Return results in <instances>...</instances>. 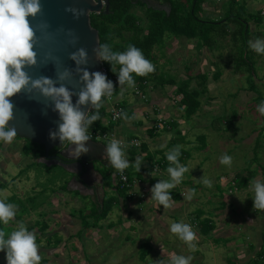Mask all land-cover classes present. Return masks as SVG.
I'll list each match as a JSON object with an SVG mask.
<instances>
[{"label": "rangeland", "instance_id": "1", "mask_svg": "<svg viewBox=\"0 0 264 264\" xmlns=\"http://www.w3.org/2000/svg\"><path fill=\"white\" fill-rule=\"evenodd\" d=\"M261 1H247L246 10L237 6L230 10V2L211 0L203 6V11L198 17L204 23L215 20L216 16L211 11L221 18H226L229 12L235 18L246 17L248 23L252 21L250 28L251 33H254L252 40L264 39V23L257 25V21L250 18L251 15L260 13L264 19V9L258 10ZM134 12L143 17L147 13L144 8H136ZM226 22L229 29L224 37L220 25L202 23L199 24L197 32L208 42L167 34L162 41L163 44L157 46L155 51L162 77L173 80L178 86L199 72L208 73L207 93L200 97L201 107L191 118H187L186 106L181 105V97L174 95L177 91L176 84H150V88L154 87L158 96L156 98H161V102L165 104L167 108L165 111L175 114L174 119L178 123L177 128L163 132L161 139L155 138L150 145L153 150L156 148L159 149L157 151L164 153L180 145L181 150L189 154L190 157L186 161L180 162L189 169L180 185L184 194L191 193L193 187L197 188L192 199L187 200L182 195V200L174 202L173 206L165 211L162 205L158 206L149 200L151 191L142 187L139 190H143L142 194L146 195L143 204H139L136 199L131 202L126 199L123 204L125 206H114L108 218L101 220L99 226L85 230L79 235L77 233L81 230L83 216H88L94 208L91 201L88 199L86 201L83 195H70L69 192H62L59 189L60 175L67 180L69 175L57 166L48 172L36 164L27 169L23 162L22 182L20 181L21 184L16 187V191L25 190L27 197H31V201L26 198L23 201L29 209L33 206L43 207L33 214L39 219L40 226L45 222L48 226L46 230H52L51 233L35 234L41 261H45L40 264H156L161 259L168 260L172 254L191 256V264H229L231 260L236 264V255L244 247L247 256L243 257L256 259L254 253L255 251L257 253L264 243V212L254 210L253 193L248 187L240 189L237 180L233 182V178L236 174L247 175L248 170L257 169L255 179L264 183V121L257 112V106L264 101V56L256 54L249 48L248 43L246 44L250 34L248 37L234 40V33L239 25L229 20ZM133 36L125 32L121 38L116 37L113 42L118 45L125 44ZM241 57L248 59L245 63L242 62L244 59L241 60V70L236 72L235 67L238 69L237 62ZM217 71L221 72L219 79L215 77ZM196 82L193 81L192 84ZM127 89L129 94H126L124 100L127 103L139 102L136 100L134 89ZM136 116L142 118L138 109ZM142 121L146 123V120ZM114 131L118 138L123 139L117 130ZM182 136L185 137L183 140ZM200 136L205 138L200 139ZM16 141L13 146L20 147L22 143L18 139ZM171 142L173 147L170 146ZM225 154L232 157L231 167L220 163V157ZM21 155L25 160L22 152ZM255 157H258V161H254ZM29 159L30 163H33L31 156ZM9 168L12 175L19 172L14 163ZM94 168L98 171L99 164L96 163ZM101 169L107 177L104 181L105 193L116 196L113 184L117 181L113 174L110 175V171L107 172L103 167ZM204 175L211 181V187L201 182L200 179ZM165 179H168V174ZM39 183L43 190H47L46 195L37 192ZM12 188L13 186L4 194L14 192ZM32 189L37 193L29 196ZM53 190H56V197L59 198L56 200L57 210H53L54 201L49 198ZM14 196L18 200L22 198L16 194ZM222 203L225 204V208L221 207ZM62 212H66L76 224L69 226L68 229L62 221L50 219L51 215ZM197 212H203L202 220L210 219L216 225L210 233L211 236L204 235L194 224ZM23 214L25 211L18 215ZM41 216L42 219L39 218ZM96 218H90L85 222L93 223ZM181 221L191 225L196 233V240L193 242L195 247L191 250L170 232L171 223ZM111 225L113 227L110 228ZM12 227L4 226V230L11 232ZM71 237L76 241L73 242ZM242 238L245 242L242 246H237ZM229 240L230 243L233 240L236 243L230 245L227 243ZM251 243L255 246L253 251L250 248ZM145 244L150 246L151 251L142 258ZM52 252L55 253L51 254Z\"/></svg>", "mask_w": 264, "mask_h": 264}, {"label": "clouds", "instance_id": "2", "mask_svg": "<svg viewBox=\"0 0 264 264\" xmlns=\"http://www.w3.org/2000/svg\"><path fill=\"white\" fill-rule=\"evenodd\" d=\"M65 11L77 20L88 15L89 12L73 7L66 8ZM43 15L42 0H0V142L10 144L18 135L13 123L9 126L15 119L16 109L11 98L23 94L30 100L40 103L37 98L42 97L47 102L44 105V114L47 115V109L51 108L52 112L59 115L58 130L50 131V139L53 141L59 139L64 146H74L69 154L73 158H79L90 150L86 147V143L91 140L88 130L101 119L100 109L104 107L105 98H112L115 92L114 84L104 73L87 70L90 56L84 47L69 53L68 58L75 62V69L64 67L62 62L58 67L59 58L54 60L51 55L46 58L43 66L49 62L56 66L55 80L44 75L36 77L30 75V69L41 66L37 51L41 42L40 34H50L51 25L46 21L33 23ZM60 31L65 30L60 29ZM67 35L71 37L69 43L75 46L79 39L76 33L68 29ZM248 45L256 54L264 56V39L249 40ZM92 54L97 61L111 65V71L118 77L121 94L125 87H135L134 74L145 77L155 71V66L145 58L139 48L132 44L128 45L126 51L119 52L114 51L109 43H100L98 40L97 45L92 49ZM73 96L77 97L75 104ZM88 106L94 111L86 114L83 108ZM257 112L264 116V101L257 106ZM119 117L125 121L135 119L125 112L119 113L117 118ZM104 145H106L104 157L115 170L113 175L118 173L124 178L125 170L130 167L125 152L128 145L116 138H111ZM180 155V145L174 146L165 153L168 161L166 169L168 179L159 180L150 190L152 193L150 201H154L158 206L162 205L165 211L174 203L171 190L182 182L185 173L189 171L187 166L180 163ZM220 163L231 167L232 157L227 154L222 155ZM132 166L140 172L142 158L138 157ZM157 171L158 169L151 175L154 177ZM200 180L204 185L211 187V181L205 175ZM248 189L253 193L254 210L264 212V183L257 179L250 180ZM181 194L185 199L191 200L195 192L193 190L189 194ZM15 216L16 205L0 200V224L8 226ZM170 232L190 250L195 247L193 242L196 240V233L191 225L182 221L173 222L170 225ZM0 252L6 253L7 264H40L41 260L36 235L29 231L22 221L18 222L15 230L10 233L0 228ZM191 260V256L172 254L168 260L161 259L156 264H191Z\"/></svg>", "mask_w": 264, "mask_h": 264}, {"label": "trees", "instance_id": "3", "mask_svg": "<svg viewBox=\"0 0 264 264\" xmlns=\"http://www.w3.org/2000/svg\"><path fill=\"white\" fill-rule=\"evenodd\" d=\"M110 1V10L109 13H101V14H92V25L95 27L100 34L101 43H109L114 51L124 52L126 51L129 44L134 45L135 47L139 48L146 59H148L154 66L155 71L145 77H139L135 76L134 74V80H135V87H138L146 96L148 95L150 84L154 83L157 84H176L177 91L174 93L175 96L181 97V105L186 106V115L187 118H191L201 107L200 97L205 95L207 93V79H208V73H202L199 72L195 77H189L187 80L183 81L182 84L179 86L176 82L173 80H167L162 77L160 74V66L158 65L157 61V55L155 53L156 47L163 44V40L165 39V36L167 34L174 35L176 37L181 38H187L189 40H203L208 42V40H204L202 37H200V34L197 32L199 29V24L202 25V22L198 14L203 11V6L207 4L211 0H192V2H186L184 0H164V2L169 5V10H158L154 7H149L145 5L144 2L136 3L134 0H109ZM243 8V10H246L245 3L238 0H231L230 1V7L234 9L235 7ZM136 8H144L146 14L145 16L137 15L134 13L133 10ZM232 13H228L226 15V18L222 20L219 19L218 22L216 20H212L210 22H206L204 24L208 25H220L222 28V36L224 37V34L227 33L229 27L227 25L226 20H229L233 23H238L239 28L237 31H235L234 40H238L239 37H248L249 30H247L248 22L246 20V17H240L235 18L231 15ZM261 14L258 13L257 16L253 17L254 19H261ZM235 18V20L233 19ZM143 24H142V21ZM132 34L134 35L130 40L127 41L125 44H115L113 40H115L116 37L121 38L124 33ZM204 42V44H207ZM247 44V40H246ZM243 63L246 62L248 59L246 58H240V61L237 62L239 64L238 69L235 67L236 72H240L241 70V60ZM241 62V63H240ZM107 67L111 71V65L107 63ZM119 67V66H117ZM253 68V67H251ZM221 72H216L215 77L219 79ZM255 75V73H254ZM193 81H197L195 84H192ZM133 87V88H135ZM121 94V91L119 88L116 89V95L119 96ZM173 95V96H174ZM261 97H259L260 99ZM261 100V99H260ZM120 104L124 108V112L128 114V116H134L136 117V111L135 109H129L128 105L125 101H120ZM94 111V110H91ZM100 116L101 119L96 121L95 124L91 127H93V131H101V132H107L113 130L115 125H118L114 123H110L108 125H105L106 121L108 120L109 113L106 105L100 109ZM264 121V116H261ZM178 123H169V127L164 128L163 132H168L173 130V128H177ZM264 131V129H263ZM161 132L157 131L156 128H152L150 130V136H156V133ZM179 132V131H178ZM179 134V133H178ZM18 139H22L20 137H17ZM185 138L184 136L181 137V140ZM201 138H205L204 136H200ZM138 139L135 136H132L130 139ZM27 144L23 150V154L26 156H31L33 160V163H31L28 168H31L30 166L33 165H39L44 167L48 172L49 170H54L56 166L54 167H47L45 164L38 163L37 160L44 156L45 150L42 145H39L37 143H34L28 139H24ZM140 140V139H139ZM177 140V139H175ZM180 141V140H179ZM141 142V140H140ZM174 142V141H172ZM172 142L170 143V146L172 145ZM259 143V142H258ZM106 144V143H105ZM173 147V145L171 146ZM170 147V148H171ZM203 147V146H202ZM204 148H206L204 144ZM200 149V148H199ZM142 151H147L148 154L144 157H142L143 162L145 164H148L147 167L144 168V166L141 167L140 172L136 171L133 163V159L136 158V156L139 153H142ZM256 153V152H255ZM189 154L181 150V155L179 157L180 162L186 161L189 158ZM126 158L130 162V167L125 170V174L128 178V183L124 184L121 183L118 177V173L113 175V178L117 181L114 185V190L117 192L116 196H110L108 194H104L103 197V204L100 202L95 203L93 206L94 208L91 210L90 214L88 216H83V222L81 225V230L78 232V234H82L83 231L89 230L93 227L99 226V222L101 220H105L108 218V215L110 214L112 208L114 206H119L121 204V201L128 200L129 202L136 199L139 201V204H143V201L145 200V194H143L136 191L134 194V185L136 182H154L157 183L160 179L157 175L154 177L151 175V173L157 168L160 169L161 172L166 171L168 167V161L166 159L164 151H156L154 153L149 152L147 147L143 145L141 142L139 147L133 146L129 147L126 153ZM254 161H258V157L254 158ZM58 168L65 171L63 168L57 166ZM50 168V169H49ZM107 169V172L110 171V175L115 172L113 168L105 167V170ZM264 169V168H263ZM159 170V171H160ZM104 172V171H103ZM150 172V173H149ZM143 173H147L148 177L146 175L144 176ZM106 174V173H105ZM103 173L104 181L106 180V175ZM257 174V169L255 170H248L247 175H240L236 174V176L233 178V182L237 180V183L239 185V188H246L248 187V183L250 180L255 179ZM61 177V186L59 187L60 190L63 192L68 191L67 183L68 180L66 177ZM236 179V180H235ZM51 182V181H50ZM109 184H111V181H109ZM236 185V184H235ZM237 186V185H236ZM238 187V186H237ZM197 188L193 187L192 190L196 191ZM182 187L181 185H177V187L173 190H171V195L173 197L174 202H179L182 200ZM143 191V190H142ZM177 191V192H176ZM73 195H79L78 192H72ZM141 194V195H140ZM80 196V195H79ZM6 203H10L7 201ZM222 208H225V204L222 203ZM203 212H197L196 216L194 218V224L197 226V228L202 231V233L206 236H211V232L216 228V225L211 221L210 219H201L203 216ZM97 217L95 219V222H85L88 221V219ZM47 224L44 226H41V233L46 232ZM113 227V225L110 226V228ZM0 228L4 229V225L0 224ZM10 233V232H6ZM49 239V238H48ZM243 240V239H241ZM263 240H264V233H263ZM244 241V240H243ZM41 244V241H39ZM251 250L253 251L255 249V246L251 243L250 246ZM151 251L150 246L148 244H145V247H143L142 252V258L146 257L147 254ZM41 263L45 261H41ZM229 264H234L233 261H229ZM246 264H264V243L259 252L256 255V259L251 260L249 263Z\"/></svg>", "mask_w": 264, "mask_h": 264}, {"label": "water", "instance_id": "4", "mask_svg": "<svg viewBox=\"0 0 264 264\" xmlns=\"http://www.w3.org/2000/svg\"><path fill=\"white\" fill-rule=\"evenodd\" d=\"M106 4L107 13L110 10L109 0H42L44 15L38 20L34 21V24H39L46 21L51 25L50 34L41 33V42L37 48L41 59V66L30 69L29 73L33 77L44 75L51 79H56V66L54 63L49 62L46 66L44 62L46 58L51 55L53 59L59 58L57 66H61V62L64 67L75 69V62L68 58L69 53L75 51L79 47H84L88 50L90 56V62L87 65V70L90 72H101L102 62L95 59L92 54V49L97 45V42L101 43L99 31L92 25V14H100L104 3ZM73 7L84 9L88 12V15L82 16L79 20L75 19L74 16L65 11L66 8ZM64 29L65 31H60ZM73 30L78 36V43L72 46L69 43L71 37L67 35V30ZM75 83V82H74ZM59 86V85H57ZM78 88L79 85L77 84ZM40 103L35 100H30L26 95H17L11 98L12 103L16 106L15 119L10 122V125L16 127L18 135L22 139H28L34 143L42 145L45 150L43 157L37 160L38 163L45 164L48 167L59 166L65 169L68 173L78 176L81 171H85L84 174L80 175V180L85 186L92 188V183L86 181V177H92L97 174L95 171L94 162H99L103 167L107 166L110 162L105 161L104 153L106 151V145L99 142L89 140L86 143V147L90 150L86 154H82L80 159L84 161L85 165L80 162L78 168H72L71 165L64 163L59 159H55L50 155V152L63 146L59 139L53 141L49 137L51 130H58V113L52 112L51 108L47 109V115L44 114V105L47 103L42 97H38ZM73 103H76L77 97L73 96ZM87 114L92 109L90 106L83 108ZM72 146H68L67 152L71 151ZM61 156L69 158V155L62 153ZM110 167V165L108 166ZM102 177V176H101ZM76 177L72 179L75 182ZM101 179L100 182L101 183ZM81 183L80 188H73L75 191H79L81 195L86 196L87 193L83 192L85 188ZM70 187V184H68ZM86 191V190H85ZM103 203V200L101 201Z\"/></svg>", "mask_w": 264, "mask_h": 264}, {"label": "crops", "instance_id": "5", "mask_svg": "<svg viewBox=\"0 0 264 264\" xmlns=\"http://www.w3.org/2000/svg\"><path fill=\"white\" fill-rule=\"evenodd\" d=\"M224 2H230L231 0H223ZM238 1H242L243 3H246L247 1L250 2V0H238ZM253 0H251L252 2ZM256 2L258 0H255ZM261 5L259 6V9L258 10H263L264 9V0L261 1ZM208 6V5H207ZM165 10H169L170 7L169 5H165ZM211 7V6H209ZM207 9V8H205ZM211 11V10H209ZM212 14H214L216 17H215V20L218 22L219 19L222 20L221 16L220 15H217V13L211 11ZM258 14V13H257ZM257 14L255 15H251V20H256L257 21V25L260 23V24H263L264 23V19L261 17L258 18V19H254L253 17H255ZM223 19H225L223 17ZM251 22L250 21L247 25V30H249V34L251 35L250 38L247 39V43L249 40H252L254 38V33H251L250 31V28L252 27L251 26ZM156 51V50H155ZM158 59V57H157ZM159 61V60H158ZM161 74V72H160ZM171 85V84H170ZM152 87V86H151ZM167 87V86H166ZM134 89V88H133ZM151 90V91H150ZM135 92V91H134ZM126 94L128 95L129 92H128V89L127 87H125V90L123 91L122 94H120L118 97L120 99V101H125L127 103L125 99L126 97ZM136 95V94H135ZM155 96V97H154ZM156 97H158L154 91V87L152 88H149V92H148V95H147V100H143L141 99L139 96L136 95V100L139 101V102H136V103H127L128 105V108L131 110V109H135V111H138L140 112V116H142V120H146V123H144L141 119L137 118V116L135 117V119H130L129 121H125L124 119L122 120L121 123H119L118 125H115L113 130H117L119 135H122L123 138L125 139H130L132 136H135L136 138L140 139L141 142L143 143V145H145L148 149L149 152H156L157 150L159 149H156L151 147L150 143L152 141L155 140V138H158V139H161V136L163 134V131L160 130L161 132H158L156 133V136H150V130L152 128H154V124L155 122L157 121V116L159 114H162L164 117H167V119L169 120V123H174V122H177L175 119H174V116H176L175 114L171 113V112H166L165 110L167 109L165 104L161 102V98L160 99H157ZM164 98V97H163ZM163 104V105H162ZM130 117H133V116H130ZM147 133V135L145 134ZM140 135V137H139ZM18 138H14L13 142L10 143V144H4L2 142H0V190L3 191V193L0 191V200H4L5 202L9 201L10 203H13L16 205V216L14 217L13 221H11L9 223L10 226H13L12 229L15 230L16 226H17V223L18 222H23L25 223L26 227L28 228L29 231L31 232H34L35 234H39L41 233V230L43 229H39V227H41L40 225V221L39 219L37 218L36 219V216L33 214L34 211H37L39 209H42L43 207H35L33 206L32 208L29 209V207L27 205L24 204V199L26 198V200L28 201H31V197H27V194L25 193V190H20L19 192L16 191V187L18 185H20V181L22 182L21 180V177L23 175V162L25 163V165L28 167L31 163L30 159H29V155L26 156L24 155V158L25 160H23V157H21V152L23 154V150L27 144V142L24 140V139H18L19 142L22 143V145H20V147H14V143L17 142ZM155 142H157V140ZM160 143V142H159ZM142 153H139L135 159H133V163H135V160L140 157H144L148 154L147 151H142ZM35 161V160H33ZM145 162H147V160H145ZM145 162H143L142 160V166L147 167L148 164H145ZM15 164L19 170V172L15 175H12V171L10 170V166L11 164ZM110 165V163H109ZM150 173V172H149ZM167 174V171H164L162 173H156V175L160 178V179H163V180H166L165 179V176ZM143 175L147 178L148 177V174L147 173H143ZM156 183L154 182H145V183H142V182H138L134 188V191H138L140 193V190L142 187H146L145 189L146 190H151V188L155 185ZM11 186H13L12 189H14L15 191L14 192H11L9 191L7 194L4 192L5 191H8L9 189H11ZM37 188L39 191L37 192H40V194L42 195H46V191L47 190H43V188L40 186V183L37 184ZM35 191V189L29 193V196H32L33 194L37 193ZM56 190H53L52 191V195L49 196V198L53 199V210H57L56 208V200H58L59 198L56 197ZM142 193V191H141ZM19 195V196H22V198L20 200H18L17 198H15L16 196L14 195ZM13 195V196H11ZM141 195V194H140ZM144 196V194H143ZM146 196V195H145ZM151 196H152V193H149V200L151 199ZM131 202V201H130ZM124 204V201H121V204L119 205L120 207L122 206H125L123 205ZM59 206V205H58ZM48 209L50 210V207L48 205ZM25 211V214L23 215H18L19 213H24ZM28 215V216H27ZM42 219V216L39 217ZM50 219L51 220H54V221H62L63 222V225L66 226L67 228L71 225H74L76 224L72 218L67 215L66 212H62L60 214H54L53 216L51 215L50 216ZM46 223L44 222L43 226L45 225ZM55 226V225H53ZM69 229V228H68ZM37 230V231H36ZM40 230V231H39ZM52 230H46V232L44 233H48L50 232L51 233ZM78 232V231H77ZM78 234V233H77ZM243 239V238H242ZM71 240L74 242L76 241L73 240V238L71 237ZM244 240V239H243ZM240 240V244H238L237 246H242L243 243L245 242V240ZM234 241V240H233ZM231 241L230 243V240L227 242V243H230L231 244H235V242ZM237 242L239 243V240H237ZM246 247H244L243 249H240V251H238V255L236 260H235V263L237 264H246V263H249L252 259V257L250 258H246V257H243L246 255L244 249ZM51 251V250H50ZM53 251V250H52ZM63 251V250H62ZM250 251V249H249ZM259 251H257L258 253ZM55 252H52L51 254H54ZM59 253H62V252H59ZM256 251L254 253V255L256 256L257 255ZM56 254H58V251H56ZM247 256V255H246ZM253 256V257H255ZM239 258H243V259H239ZM244 259H247L245 260V262L242 260ZM0 264H7V261H6V253L5 252H0Z\"/></svg>", "mask_w": 264, "mask_h": 264}, {"label": "built area", "instance_id": "6", "mask_svg": "<svg viewBox=\"0 0 264 264\" xmlns=\"http://www.w3.org/2000/svg\"><path fill=\"white\" fill-rule=\"evenodd\" d=\"M101 72L104 73L108 77V79L113 82L114 88H115V92H114L112 98L111 99L105 98V100H104V105H106V107L108 109V113H109V117H108V120L106 121L105 125H108L110 123L117 124L118 122H120L123 119L122 117L117 118V115L121 112H124V108L120 104V99L116 95V89L117 88L120 89V85L118 83V77L116 74L110 72L109 68L107 67V63H105V62H102ZM134 91H135V94L137 96H139L141 99H143L145 101L147 100L144 93L138 87H135ZM166 127H169V120L167 119V117H164L162 114H159L157 116V121L154 124V128H156L157 131H160ZM88 134L90 135L91 140L102 143V144L107 143L108 140H110L111 138L119 139L124 144L128 145V147L125 149L126 153H127V150L129 149V147H133V146L139 147L141 144L139 139L127 140L124 138L123 139L118 138L114 130L107 131V132L93 131V127H90L88 130ZM133 142H135V143H133ZM159 170L160 169H158V171L156 172L157 174L162 173L161 170L160 171ZM118 177H119V180L121 183H124V184L128 183V178H127V175L125 173H124V178H122L119 174H118ZM137 183L138 182L135 183L134 188H135ZM134 193L135 192L133 191L132 194H134Z\"/></svg>", "mask_w": 264, "mask_h": 264}, {"label": "flooded vegetation", "instance_id": "7", "mask_svg": "<svg viewBox=\"0 0 264 264\" xmlns=\"http://www.w3.org/2000/svg\"><path fill=\"white\" fill-rule=\"evenodd\" d=\"M104 1V0H103ZM136 3H140V2H144L145 5L149 6V7H154V8H159V9H165L167 7H165L164 4H166L164 2V0H134ZM104 3V2H103ZM167 5V4H166ZM134 11V10H133ZM101 13H107V10H106V4L104 3V6L100 12ZM135 14L139 15L138 13L134 12ZM74 146H72L73 148ZM67 148L68 146H61V147H57L55 149H53L51 152H50V155L55 158V159H59L61 161H63L64 163H67L68 165H71L72 168H78V165L80 162H82V165H85L87 163H85L84 161H82L79 158H73L70 156V152H67ZM62 153H67L69 155V158L67 157H63L61 156ZM105 161H107V159H104ZM98 163L99 164V168H98V172L97 174H95L94 176L92 177H86V181L87 182H91L92 183V188L91 187H87L85 186L82 181L80 180V175L84 174L85 171H81V173L78 175V176H75L74 174H70L68 173L65 169V172L69 175L68 176V183L67 184H70V187H68V191H65V192H69V194L71 195L72 192H78V194L80 196H82L80 194L79 191H75L73 190V188H80L81 189V183L84 185L83 187L85 188L84 190H82L83 192H86L87 195L84 196L85 197V200L88 201L90 200L92 205H94L95 203L97 202H100L101 204H103L101 201L103 200V197H104V194L106 192V187H105V182H104V177H103V170L101 169V167H103L99 162H94V165ZM109 166V164H107V166H105L106 168ZM48 167V166H47ZM103 167V168H105ZM102 176V177H101ZM76 177V180L75 182L72 181V179ZM100 179L102 180L101 183L100 182ZM61 186V185H60ZM86 190V191H85ZM62 191V190H61ZM63 192V191H62ZM77 195V196H79ZM88 199V200H87Z\"/></svg>", "mask_w": 264, "mask_h": 264}]
</instances>
